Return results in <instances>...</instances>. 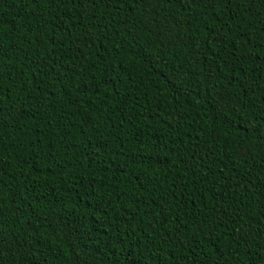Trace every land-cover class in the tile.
Segmentation results:
<instances>
[{"label":"trees","instance_id":"16d2710c","mask_svg":"<svg viewBox=\"0 0 264 264\" xmlns=\"http://www.w3.org/2000/svg\"><path fill=\"white\" fill-rule=\"evenodd\" d=\"M210 4L0 0V264H264V0Z\"/></svg>","mask_w":264,"mask_h":264},{"label":"snow or ice","instance_id":"6c2138e0","mask_svg":"<svg viewBox=\"0 0 264 264\" xmlns=\"http://www.w3.org/2000/svg\"><path fill=\"white\" fill-rule=\"evenodd\" d=\"M73 2H76V0H73ZM93 2L99 3L100 0H93ZM116 2L117 3H123V0H116ZM232 2H233V0H211L210 6L215 8L216 3H223V4H225V6H230ZM108 6L110 7L111 4H109ZM233 19H234V17H233ZM261 23H264V20H261ZM210 39H219V36L214 35V36L210 37ZM233 39H235V38H233ZM231 42L232 41L227 40V38L225 37V39L221 41V44L226 45V44L231 43ZM225 50H227V49L225 48ZM237 51H238V48L233 51L232 55L235 56ZM228 103H231V100H229ZM262 119H264V117H262Z\"/></svg>","mask_w":264,"mask_h":264}]
</instances>
